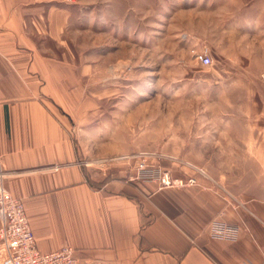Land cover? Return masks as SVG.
I'll use <instances>...</instances> for the list:
<instances>
[{
	"label": "rangeland",
	"instance_id": "rangeland-1",
	"mask_svg": "<svg viewBox=\"0 0 264 264\" xmlns=\"http://www.w3.org/2000/svg\"><path fill=\"white\" fill-rule=\"evenodd\" d=\"M71 8L68 57L84 96L72 103L74 134L96 177L171 168L242 196L264 181V0H75ZM203 50L210 65L198 59Z\"/></svg>",
	"mask_w": 264,
	"mask_h": 264
},
{
	"label": "crops",
	"instance_id": "crops-1",
	"mask_svg": "<svg viewBox=\"0 0 264 264\" xmlns=\"http://www.w3.org/2000/svg\"><path fill=\"white\" fill-rule=\"evenodd\" d=\"M74 2L0 0L3 184L25 204L40 250L70 246L82 264H264V181L242 196L198 178L161 186L96 177L85 164L72 109L84 96L66 33ZM213 218L238 224L237 236L211 235Z\"/></svg>",
	"mask_w": 264,
	"mask_h": 264
},
{
	"label": "built area",
	"instance_id": "built-area-1",
	"mask_svg": "<svg viewBox=\"0 0 264 264\" xmlns=\"http://www.w3.org/2000/svg\"><path fill=\"white\" fill-rule=\"evenodd\" d=\"M198 59L203 65L212 63V57L207 50L200 51ZM52 168L56 170L59 166ZM5 177L6 170L0 154V264H82L70 246L49 252L40 250L25 204L5 187L3 184ZM131 179L156 180L161 186L198 183L194 176L183 181L174 178L169 171L148 169L145 165H139L137 176ZM210 226L211 235L222 238L236 237L240 229L236 223L217 218H213Z\"/></svg>",
	"mask_w": 264,
	"mask_h": 264
},
{
	"label": "trees",
	"instance_id": "trees-1",
	"mask_svg": "<svg viewBox=\"0 0 264 264\" xmlns=\"http://www.w3.org/2000/svg\"><path fill=\"white\" fill-rule=\"evenodd\" d=\"M88 181H89V184L93 187H98L102 183V181H96L94 179H89Z\"/></svg>",
	"mask_w": 264,
	"mask_h": 264
},
{
	"label": "bare ground",
	"instance_id": "bare-ground-1",
	"mask_svg": "<svg viewBox=\"0 0 264 264\" xmlns=\"http://www.w3.org/2000/svg\"><path fill=\"white\" fill-rule=\"evenodd\" d=\"M100 162V161H99ZM91 163V162H90ZM92 164V163H91Z\"/></svg>",
	"mask_w": 264,
	"mask_h": 264
}]
</instances>
